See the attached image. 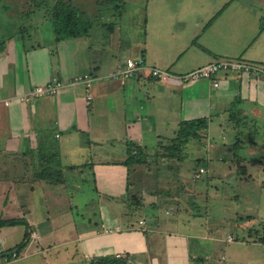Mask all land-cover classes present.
<instances>
[{"label": "crops", "instance_id": "0c3cea01", "mask_svg": "<svg viewBox=\"0 0 264 264\" xmlns=\"http://www.w3.org/2000/svg\"><path fill=\"white\" fill-rule=\"evenodd\" d=\"M95 3L91 25L75 36L57 38L44 2L0 34V264H90L107 256L129 264H249L240 262L242 252L249 245L264 252V244L248 234L264 220L240 188L250 180L264 187V80L232 70L190 84L177 78L219 58L264 62V0H146L139 37L119 49L122 6ZM139 57L147 68L112 76ZM152 67L169 78L151 77ZM54 81L61 83L55 94L24 99ZM184 121L204 125L175 147V167L189 170L177 175L178 189L130 204V175L140 164L126 162L129 145L155 136L154 148H169L159 142ZM199 169L204 178L194 177ZM87 184L94 186L90 212L74 220L69 201ZM238 194L251 212L219 208V201L233 207Z\"/></svg>", "mask_w": 264, "mask_h": 264}, {"label": "rangeland", "instance_id": "374dc122", "mask_svg": "<svg viewBox=\"0 0 264 264\" xmlns=\"http://www.w3.org/2000/svg\"><path fill=\"white\" fill-rule=\"evenodd\" d=\"M167 1H172V0H167ZM43 2H44L43 4L44 7L45 6L46 7L44 10H41V11H44L45 15L49 17L48 21L51 22L53 21L52 16H51L52 8L50 10L49 7L51 6L52 0H0V34L5 38L6 34H8V32L12 30V27L18 28L19 26H21V24L26 21L28 16L32 15L35 11H37L35 6L41 5ZM75 2L79 5L81 9H83L84 7L83 16L84 18H89V19H91L89 17L91 15L90 13L96 12L95 2H105L107 3V5L109 4L108 9H112V6L114 5H118V7L122 6L123 15H122L121 20L123 21L122 25L124 29H122L121 34L123 35L122 37H119L120 33H118L117 30L114 32V34L117 35L116 37L118 39V41H114V43H117L119 45L118 49L126 45L127 38L131 40L130 43H133V41L137 40V38L139 37V34H140L139 29H141L140 25L142 22V17H141L142 10L141 9L144 6L146 0H124L123 3H120L117 0L115 1L113 0H99V1L97 0H75ZM102 9H105V7L104 8L102 7ZM125 18L127 20H124ZM49 28L50 27L46 26L45 30H49ZM259 63H262V62H259ZM148 124L152 125V120ZM170 138L168 137L167 139H163L164 141H161L159 143L170 145ZM132 139L133 141H136L138 140V136ZM155 139H156L155 136L154 137L148 136L146 138L147 143H149L147 144L148 146L143 145V147H141L139 145L140 150L144 154H146L145 155L146 161L144 164H140L136 166L135 169L131 172V175H130L131 193L129 196L133 195L134 197L132 199V202L130 201V204H134V203L138 204V203H141L142 201L146 203L151 202L152 200L148 199L149 197L153 198L152 197L153 195L155 197L159 194L160 196H162V192L165 191L167 187H168V190H171V191L175 189L177 190L178 186L176 185H178L179 180L181 181V179L179 178L181 177V175L183 176L182 172H184L185 174L189 172V170L187 169L185 170L182 169L181 172L178 171L177 167H175L176 164L174 163L173 160L169 158H168L169 160H166L167 158L165 157L163 158L162 156L169 157V155L173 153L169 148H166L163 150L160 148H154L151 142ZM190 142H195V141L190 140ZM193 144L194 143H190V145L188 144L187 148L190 149L193 155H195L197 154V152ZM162 162H166V163H162ZM195 169L196 167H194L193 170ZM263 172H261L260 175H263ZM177 175L179 178L177 177ZM202 177L204 178L205 174H202ZM252 182L254 181L250 180L248 184L242 183V186H241L242 188H240V192L244 191L245 193H241L242 196L245 195V198L250 196L252 197L254 203L258 202L260 204V207H258L259 211L258 210H255V211H258L260 213L258 216H260L264 220V187H260V185L253 184ZM93 187L94 186L92 184H87L85 186V189H82L83 187L82 188L80 187L81 190H76V189L73 190L74 192L72 194V198L68 204L71 208V212H72L71 218L72 219L77 220L79 218L78 214L80 213L84 214L85 211L87 212L89 211V208H88L89 203L91 201L93 202V199H94V194L92 193ZM221 188L223 189V187ZM138 193L140 195H144L146 199H142V200L138 199L137 196H135ZM228 194L229 196H231L230 192ZM148 195H151V196L147 197ZM245 198H242L238 194V196H236V198L233 201V207L229 204L230 201H227V205H224V202L222 201H219L217 203H219L220 205L219 208H222V211H225L227 209L226 213L227 212L229 213V211H231L232 208L240 209L241 210L240 212H243V211L251 212L252 209L247 206L244 208H240L241 204L243 205V200ZM59 208H61L60 205L50 206L51 212H54L55 210L59 212L60 211ZM67 216L68 218H70V213H67ZM57 217H59V214H57ZM150 218L147 219V224L145 228L151 227V223L153 221ZM258 231L251 233V230H250V233L248 234L249 237L252 239H259L260 241L264 242V225H263V228L258 229ZM235 244L236 243L234 242L227 243L226 245L230 246L228 250L230 248H234ZM241 257H243L240 260L241 263L244 260L248 259L249 264H264V252H263V248L260 246L252 247V245H249V248L247 250H244V252H242Z\"/></svg>", "mask_w": 264, "mask_h": 264}, {"label": "trees", "instance_id": "16d2710c", "mask_svg": "<svg viewBox=\"0 0 264 264\" xmlns=\"http://www.w3.org/2000/svg\"><path fill=\"white\" fill-rule=\"evenodd\" d=\"M37 5V4H36ZM37 7V6H35ZM84 7L81 9L79 5L75 2V0H56L53 7H52V20H53V28L55 34L58 39L65 38L68 36H75L77 35L80 30H84L91 25V20L89 18H84L83 13ZM24 18V17H23ZM84 21V22H83ZM204 125L202 121H184L179 124L178 128L176 129L174 136L170 138V145L169 149L172 151L173 154H170L169 157L162 156L165 158H175L177 153L176 145H181L182 143L186 142L191 138L198 137V129L200 126ZM144 154L139 146H135L130 144L127 150V160L128 164H144L146 159ZM200 170V169H199ZM195 173L194 177L199 178L200 176H196ZM174 173V172H173ZM203 173V172H202ZM201 173V174H202ZM200 174V175H201ZM11 221H6V223H10ZM5 223L4 221H0V224ZM29 238V232L25 233L23 240L18 244L16 251L22 249ZM264 244V242H263ZM90 264H129L127 259L115 256H107V257H100L97 260L91 261Z\"/></svg>", "mask_w": 264, "mask_h": 264}, {"label": "built area", "instance_id": "2783aa9c", "mask_svg": "<svg viewBox=\"0 0 264 264\" xmlns=\"http://www.w3.org/2000/svg\"><path fill=\"white\" fill-rule=\"evenodd\" d=\"M147 68L142 57L131 59L128 58L125 60L122 66H119L114 73L112 74L113 77L119 78H128L139 70ZM149 74L151 77L159 80H165L169 78V73L161 68L152 67L148 68ZM236 71L241 74H245L255 79L264 80V62H253L247 61L241 58H219L216 59L206 65L198 67L194 70L188 71L178 76L177 80L183 84H190L199 79H209L213 80L217 74L220 72L226 71ZM87 79L86 76L76 78V81L83 82ZM214 86H218L216 81L213 82ZM61 86L59 81L48 82L44 85L35 86L33 87L28 94L24 97V99H31L33 97H39L42 95H50L55 94L58 88ZM203 172L202 169L196 174V176H200ZM10 258H16L17 252L15 250L9 252ZM5 262V263H4ZM2 264H6L8 259L5 260Z\"/></svg>", "mask_w": 264, "mask_h": 264}]
</instances>
